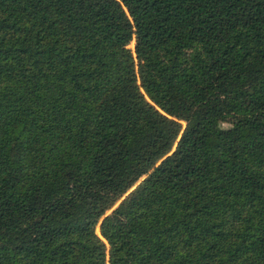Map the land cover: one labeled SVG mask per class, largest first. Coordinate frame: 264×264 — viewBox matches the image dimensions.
<instances>
[{"label":"trees","instance_id":"trees-1","mask_svg":"<svg viewBox=\"0 0 264 264\" xmlns=\"http://www.w3.org/2000/svg\"><path fill=\"white\" fill-rule=\"evenodd\" d=\"M0 264H264V0H0Z\"/></svg>","mask_w":264,"mask_h":264},{"label":"rangeland","instance_id":"rangeland-1","mask_svg":"<svg viewBox=\"0 0 264 264\" xmlns=\"http://www.w3.org/2000/svg\"><path fill=\"white\" fill-rule=\"evenodd\" d=\"M129 47H131V48L133 49V47H134V43H133V42L130 43V44H129ZM231 122H232V117H231V115H227V116L222 120L221 125H222L223 127H228V126L231 124ZM108 213H109V212H108Z\"/></svg>","mask_w":264,"mask_h":264},{"label":"water","instance_id":"water-1","mask_svg":"<svg viewBox=\"0 0 264 264\" xmlns=\"http://www.w3.org/2000/svg\"><path fill=\"white\" fill-rule=\"evenodd\" d=\"M108 214V213H107Z\"/></svg>","mask_w":264,"mask_h":264}]
</instances>
